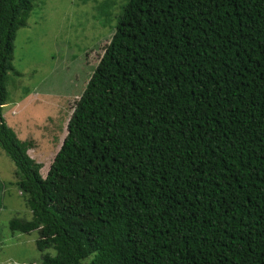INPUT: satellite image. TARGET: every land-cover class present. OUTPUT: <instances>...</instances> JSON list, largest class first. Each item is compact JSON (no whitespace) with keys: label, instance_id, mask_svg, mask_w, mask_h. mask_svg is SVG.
Listing matches in <instances>:
<instances>
[{"label":"trees","instance_id":"obj_1","mask_svg":"<svg viewBox=\"0 0 264 264\" xmlns=\"http://www.w3.org/2000/svg\"><path fill=\"white\" fill-rule=\"evenodd\" d=\"M33 1L0 0V148L38 264H264V0H128L46 178L3 117Z\"/></svg>","mask_w":264,"mask_h":264},{"label":"rangeland","instance_id":"obj_2","mask_svg":"<svg viewBox=\"0 0 264 264\" xmlns=\"http://www.w3.org/2000/svg\"><path fill=\"white\" fill-rule=\"evenodd\" d=\"M127 1L34 0L27 27L17 33L3 117L19 140L33 145L29 156L42 164L43 178ZM15 173L14 162L0 148V264H38L52 251L38 250L39 233L10 228L13 219H32Z\"/></svg>","mask_w":264,"mask_h":264}]
</instances>
